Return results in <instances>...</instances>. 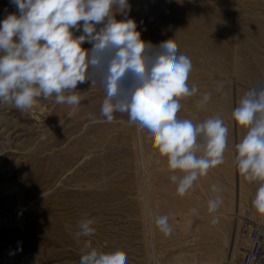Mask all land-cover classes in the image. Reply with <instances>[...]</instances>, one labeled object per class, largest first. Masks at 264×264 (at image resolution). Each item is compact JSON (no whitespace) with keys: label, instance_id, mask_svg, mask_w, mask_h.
Wrapping results in <instances>:
<instances>
[{"label":"rangeland","instance_id":"374dc122","mask_svg":"<svg viewBox=\"0 0 264 264\" xmlns=\"http://www.w3.org/2000/svg\"><path fill=\"white\" fill-rule=\"evenodd\" d=\"M128 4L127 19L142 40L154 46L173 40L190 59L187 83L198 90L178 98L177 118L199 124L220 117L228 128L224 162L181 195L146 130L127 113H114L110 123L100 115L105 93L90 80L77 85L76 106L54 96L36 98L26 110L0 103V264H79L89 241L97 250L123 251L127 264H238L249 240L234 214L249 211L264 228V215L251 203L258 182L235 164V145L247 128L232 117L249 89L264 86V0ZM12 13L19 14L11 0H0V21ZM205 93L210 99L201 107ZM217 196L223 203L209 212ZM161 215L169 217L170 235L155 223ZM82 219L93 221L94 235L77 237Z\"/></svg>","mask_w":264,"mask_h":264},{"label":"clouds","instance_id":"9594fccd","mask_svg":"<svg viewBox=\"0 0 264 264\" xmlns=\"http://www.w3.org/2000/svg\"><path fill=\"white\" fill-rule=\"evenodd\" d=\"M18 13L0 21V103L30 109L36 98L55 97L58 104L81 103L75 89L86 80L105 93L100 115L112 122L114 113H127L131 123L147 131L145 138L163 156L174 174L171 180L184 195L201 175L224 162L228 128L216 116L199 124L178 119V98L197 92L187 80L190 59L168 40L154 46L141 39L137 24L127 19L128 0H11ZM114 9H119L114 12ZM116 13L125 16L116 19ZM82 22V24H81ZM99 26V27H98ZM74 31L81 32L79 36ZM90 49L82 47L84 43ZM210 99L205 93L201 107ZM234 121L247 128L235 145V164L249 182H258L251 201L264 215V86L247 91L232 111ZM201 152V155H197ZM176 170L179 173L175 174ZM213 192H220L217 185ZM223 203L208 201L215 212ZM195 211V209H193ZM218 217L212 223H218ZM167 215L155 223L165 235L172 233ZM92 220L78 223L77 237L94 235ZM79 264H127L119 250H97L86 242Z\"/></svg>","mask_w":264,"mask_h":264},{"label":"built area","instance_id":"2783aa9c","mask_svg":"<svg viewBox=\"0 0 264 264\" xmlns=\"http://www.w3.org/2000/svg\"><path fill=\"white\" fill-rule=\"evenodd\" d=\"M246 232L249 245L239 258L238 264H264V228L255 223L249 211L245 215L234 214Z\"/></svg>","mask_w":264,"mask_h":264}]
</instances>
